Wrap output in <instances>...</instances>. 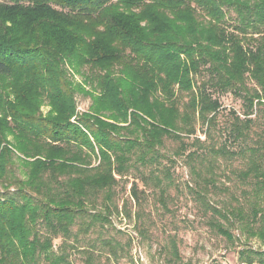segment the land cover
<instances>
[{
	"label": "trees",
	"instance_id": "16d2710c",
	"mask_svg": "<svg viewBox=\"0 0 264 264\" xmlns=\"http://www.w3.org/2000/svg\"><path fill=\"white\" fill-rule=\"evenodd\" d=\"M0 79L11 80L14 93L9 101L10 91L0 89V264L40 257L73 264L64 246L71 226L84 217L82 230L111 224L114 186L134 162L155 161L165 137L190 158L198 155L190 144L203 141L185 139L200 123L209 137L250 139V115L257 106L264 111V0H0ZM228 93L242 99L244 117L230 108L220 125ZM76 94L89 97L86 110L78 112ZM44 102L50 110L42 115ZM5 125L24 179L14 177ZM252 133L237 152L228 140L207 144L215 155L246 157L244 169L231 170L247 184L243 204L218 207L197 197L223 220L210 222L219 234L232 240L228 225L238 221L264 244V128ZM137 190L133 180L136 199ZM100 193L104 211L91 212L87 204L94 210ZM103 244L117 256V242ZM237 259L264 264V248L239 250ZM91 261L89 253L83 264Z\"/></svg>",
	"mask_w": 264,
	"mask_h": 264
},
{
	"label": "rangeland",
	"instance_id": "374dc122",
	"mask_svg": "<svg viewBox=\"0 0 264 264\" xmlns=\"http://www.w3.org/2000/svg\"><path fill=\"white\" fill-rule=\"evenodd\" d=\"M72 78L78 81L80 75L75 74ZM202 78H206L205 75ZM10 81L0 79V89L10 91L9 96L5 93L7 100L14 101ZM75 99L78 112L87 109L89 97L76 94ZM221 101L222 108L218 120L220 125L227 124L230 118L227 113L230 108L239 112L240 117H244L245 104L240 97L228 93L222 95ZM262 109V106H257L256 111L250 115L255 120L252 132L264 128ZM49 110L47 102L41 104L42 115ZM197 128L196 135L188 137L185 141L191 143L193 138L203 141L202 145L191 143L187 149L197 150L198 155L190 158L186 155L188 151L177 155V151L180 150L179 141L165 137L159 148L161 155L155 161L145 164L134 162L129 172L120 178L113 188L111 224L101 225L97 222L87 230H82L85 222L90 221L89 218L76 220L71 226L70 236L64 241L65 250L73 264H83L89 253L92 256L91 264H240L237 259L239 250L264 248L262 241L249 236L238 221L228 225L232 240L219 234L210 226V222L223 220L214 216L211 211L205 210L197 197L199 192L218 207L243 204L241 189L247 188V184L237 180L231 170L244 169L246 157L240 153L232 157L215 155L208 150L207 144L213 142L218 146L219 143L228 140L229 149L237 152L239 147L242 148V144L251 145V138L252 140L255 138L254 133L249 132L251 137L245 142L237 140L236 143H229V139L224 132L221 133L222 131L220 134L214 132L213 137H209L208 134H204L205 125L197 124ZM3 130L9 141L7 145L13 150L11 158L14 177L24 179L26 173L23 156L15 150L16 141L11 129L5 125ZM192 164H196L198 175L192 170ZM133 180L137 181L138 199L131 192ZM4 185L5 182L0 183L1 191H6ZM14 189H16L14 185L8 188L10 192ZM95 201L97 205L94 206V210L89 203L87 204L90 211H104L101 193L97 195ZM39 229L44 230L42 227ZM104 239H111L119 244L117 256L103 244ZM62 240L63 238L59 236L55 237L53 249L60 248ZM174 246L177 249V256L173 253ZM37 264L47 263L40 257Z\"/></svg>",
	"mask_w": 264,
	"mask_h": 264
},
{
	"label": "crops",
	"instance_id": "0c3cea01",
	"mask_svg": "<svg viewBox=\"0 0 264 264\" xmlns=\"http://www.w3.org/2000/svg\"><path fill=\"white\" fill-rule=\"evenodd\" d=\"M253 264H261V263H257V262H255V263H253Z\"/></svg>",
	"mask_w": 264,
	"mask_h": 264
}]
</instances>
